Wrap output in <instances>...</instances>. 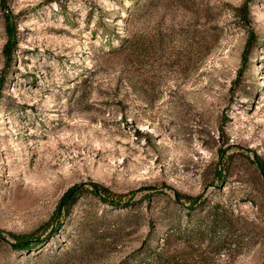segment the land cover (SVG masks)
I'll use <instances>...</instances> for the list:
<instances>
[{"label": "rangeland", "instance_id": "1", "mask_svg": "<svg viewBox=\"0 0 264 264\" xmlns=\"http://www.w3.org/2000/svg\"><path fill=\"white\" fill-rule=\"evenodd\" d=\"M256 158L264 0H0V264H264Z\"/></svg>", "mask_w": 264, "mask_h": 264}, {"label": "trees", "instance_id": "2", "mask_svg": "<svg viewBox=\"0 0 264 264\" xmlns=\"http://www.w3.org/2000/svg\"><path fill=\"white\" fill-rule=\"evenodd\" d=\"M236 16L241 19V20H246L247 18V10L245 9V6H242L241 8H238L235 10ZM252 41H248V46L247 50H249L248 47H251ZM253 165L260 171L264 178V164L258 160L257 158L255 160H252ZM92 195L96 197H100V194L103 195L105 194V191L101 189V192L98 190V188H95L90 191ZM100 193V194H99ZM82 193L78 190L74 195H72L71 198H68L65 204V209H66V214L70 212V210L75 206V204L78 202L80 199ZM197 205V204H196ZM194 206V205H193ZM196 207V206H195ZM195 207H190L187 209H194ZM199 208H204L208 211L207 213V221L204 220L203 218L200 223L197 224L198 230L201 231L205 234H207L208 237L215 238L217 237L220 239V241L224 242L231 232L234 229V221L232 216L230 215V212H228L224 207H221L219 205L216 206H209V207H204V204H201L198 206ZM187 226V225H186ZM181 225L178 227V232L180 234L181 232ZM188 228V229H187ZM189 225L185 227L186 233L191 231L192 229H189ZM14 236V235H13ZM15 240L17 241V244L15 245L18 250H28V248L34 247L36 244H32V240L27 241L29 237H17L14 236ZM37 245H41V242L37 239ZM36 245V246H37ZM151 264V263H150ZM153 264V263H152Z\"/></svg>", "mask_w": 264, "mask_h": 264}]
</instances>
